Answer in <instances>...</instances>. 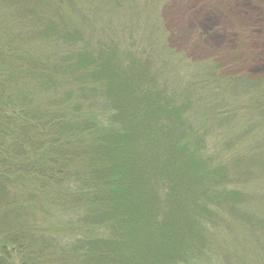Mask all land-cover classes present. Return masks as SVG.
<instances>
[{"label":"trees","instance_id":"1","mask_svg":"<svg viewBox=\"0 0 264 264\" xmlns=\"http://www.w3.org/2000/svg\"><path fill=\"white\" fill-rule=\"evenodd\" d=\"M164 1L0 0V264H264V79Z\"/></svg>","mask_w":264,"mask_h":264},{"label":"rangeland","instance_id":"2","mask_svg":"<svg viewBox=\"0 0 264 264\" xmlns=\"http://www.w3.org/2000/svg\"><path fill=\"white\" fill-rule=\"evenodd\" d=\"M164 3L165 46L192 62L210 61L226 75L264 79V0Z\"/></svg>","mask_w":264,"mask_h":264}]
</instances>
